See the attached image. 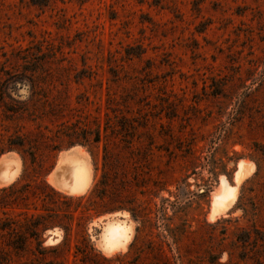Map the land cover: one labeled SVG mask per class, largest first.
<instances>
[{
    "label": "rangeland",
    "instance_id": "obj_1",
    "mask_svg": "<svg viewBox=\"0 0 264 264\" xmlns=\"http://www.w3.org/2000/svg\"><path fill=\"white\" fill-rule=\"evenodd\" d=\"M8 147L0 163L18 174L0 188L26 189L0 210L12 228L3 264H264V0H0ZM73 152L92 172L79 195L51 182ZM100 181L103 203L124 210L94 218L84 237L66 199ZM53 212L72 225L64 257L38 249L64 230L29 233L31 216ZM111 220L132 232L107 252Z\"/></svg>",
    "mask_w": 264,
    "mask_h": 264
},
{
    "label": "trees",
    "instance_id": "obj_2",
    "mask_svg": "<svg viewBox=\"0 0 264 264\" xmlns=\"http://www.w3.org/2000/svg\"><path fill=\"white\" fill-rule=\"evenodd\" d=\"M28 72H30V74L35 73V70H31ZM12 99V98H11ZM13 112H15V110H11ZM67 137H69V141L68 143L70 145H73L74 143L78 142L77 137L75 138H71L73 136H68V134H65ZM98 138L95 139V142H98ZM22 146V145H19ZM13 148L12 147H8V150L6 149H2L0 150L1 153H4L5 151H11ZM103 183L102 181H100V183H96L95 187L93 188L92 192L88 195H83V196H79V197H69L66 199L67 202L69 203H74L76 202V210L81 208V212H82V216L79 217L80 222L81 220H83V223H80L82 225L81 228V233L82 236L85 237L86 234V230H87V225L88 223H90L94 218L99 217V216H103L105 214L108 213H112L118 210H124V208L120 207V206H109L103 203V199L105 198V194H104V190L99 191V184ZM26 186H22L20 187V182H15L13 184H11L8 187H4V188H0V210H3L5 208H9V207H14V206H20L21 201L24 199L23 197V192H20L21 190H25ZM93 192L97 193V196L100 198V201L96 202V201H92V197L91 195L93 194ZM19 193V194H17ZM74 211V212H75ZM74 212H68L65 214V218L72 220L73 216H74ZM6 220L7 219H3L0 218V237H4L5 235L1 234V232H5V231H10L12 230L11 226L6 225ZM31 221V228H29V233L30 236H38V234L41 232H45L51 228H55L58 227L62 230H64L65 233V237L63 239V241L58 244L57 246H53L50 247L49 249L44 248L43 247V242H39L38 245V249L39 251H42V255H48V254H56V256H61L64 257L66 255V253L69 251L70 246H69V242H70V237L72 234V225L70 222H68L67 224H63L60 222V217L59 214L56 212L53 213H47V214H39V215H34L31 216L30 219ZM11 222V220H10ZM12 223V222H11ZM13 224V223H12ZM79 224V225H80ZM26 240L24 239V237L21 235L17 238V240H15L14 242H9V245H11V247L16 251H23L25 250L26 247ZM8 245V244H7ZM2 246V243L0 242V247ZM2 249L0 248V264L4 263V258L2 257ZM162 252H156L157 257H159V262L162 263L163 261L160 260ZM156 258V257H155ZM151 264V263H150ZM155 264H159V263H155ZM163 264V263H162Z\"/></svg>",
    "mask_w": 264,
    "mask_h": 264
},
{
    "label": "bare ground",
    "instance_id": "obj_3",
    "mask_svg": "<svg viewBox=\"0 0 264 264\" xmlns=\"http://www.w3.org/2000/svg\"><path fill=\"white\" fill-rule=\"evenodd\" d=\"M84 158L77 152L67 155L64 154L59 162L58 168L52 174V184L61 192L71 195H79L86 192L92 180V172L89 162H87L88 159L85 160ZM12 164L10 162H6V164L0 163V180L9 182L12 179L14 180V177L18 174V166L16 167L17 170H15ZM131 232V227L126 221H109L105 225V230L102 235L104 249L107 252H113L124 248L131 238Z\"/></svg>",
    "mask_w": 264,
    "mask_h": 264
},
{
    "label": "water",
    "instance_id": "obj_4",
    "mask_svg": "<svg viewBox=\"0 0 264 264\" xmlns=\"http://www.w3.org/2000/svg\"><path fill=\"white\" fill-rule=\"evenodd\" d=\"M54 171H55V169L52 171V173H54ZM52 173H51V174H52ZM51 174H50V175H51Z\"/></svg>",
    "mask_w": 264,
    "mask_h": 264
}]
</instances>
